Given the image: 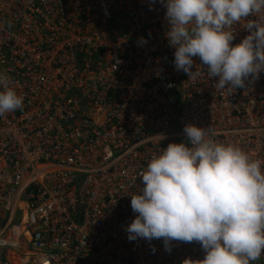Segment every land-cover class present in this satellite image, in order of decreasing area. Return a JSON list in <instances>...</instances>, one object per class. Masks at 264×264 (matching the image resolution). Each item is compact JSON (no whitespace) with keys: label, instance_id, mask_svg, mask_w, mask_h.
Returning a JSON list of instances; mask_svg holds the SVG:
<instances>
[{"label":"built area","instance_id":"1","mask_svg":"<svg viewBox=\"0 0 264 264\" xmlns=\"http://www.w3.org/2000/svg\"><path fill=\"white\" fill-rule=\"evenodd\" d=\"M165 13L160 0H0V72L24 97L0 117V264L204 258L197 242L167 252L162 239L129 241L130 196L187 124L264 160V72L216 89L194 57L189 79L175 70ZM251 19L233 26V45Z\"/></svg>","mask_w":264,"mask_h":264},{"label":"clouds","instance_id":"2","mask_svg":"<svg viewBox=\"0 0 264 264\" xmlns=\"http://www.w3.org/2000/svg\"><path fill=\"white\" fill-rule=\"evenodd\" d=\"M156 0H151L154 4ZM174 48V67L189 79L198 57L216 89H243L264 72V0H160ZM151 10V8H150ZM250 34L238 44L234 25ZM141 44L147 40L140 38ZM24 97L0 72V117L23 107ZM186 140L152 154L141 171L129 241L162 239L200 244L201 260L182 264H251L264 254V160L232 143L212 139L209 129L187 124ZM155 251V249H153Z\"/></svg>","mask_w":264,"mask_h":264}]
</instances>
